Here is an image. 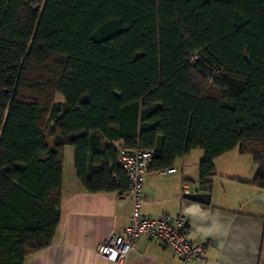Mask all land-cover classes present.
I'll use <instances>...</instances> for the list:
<instances>
[{
    "label": "trees",
    "instance_id": "1",
    "mask_svg": "<svg viewBox=\"0 0 264 264\" xmlns=\"http://www.w3.org/2000/svg\"><path fill=\"white\" fill-rule=\"evenodd\" d=\"M69 147L89 193H128L119 148L264 190V0H0V264L52 245Z\"/></svg>",
    "mask_w": 264,
    "mask_h": 264
},
{
    "label": "crops",
    "instance_id": "2",
    "mask_svg": "<svg viewBox=\"0 0 264 264\" xmlns=\"http://www.w3.org/2000/svg\"><path fill=\"white\" fill-rule=\"evenodd\" d=\"M240 155L235 150L216 159L209 188L199 182L201 150L177 160L176 174L149 172L143 183L142 215L184 216L188 236L203 247L205 261L186 263L144 239L124 264H264V190L253 185L258 172L253 159L255 167L247 173L240 167L244 160ZM197 192L209 194L210 204L184 198ZM60 202L61 218L52 245L26 256L24 264H118L102 258L97 248L129 224L133 198L128 193L87 192L77 178L71 147L65 151Z\"/></svg>",
    "mask_w": 264,
    "mask_h": 264
},
{
    "label": "built area",
    "instance_id": "3",
    "mask_svg": "<svg viewBox=\"0 0 264 264\" xmlns=\"http://www.w3.org/2000/svg\"><path fill=\"white\" fill-rule=\"evenodd\" d=\"M153 151H128L119 148L117 165L128 178V194L133 198L134 211L129 224L118 234L104 239L97 248L98 254L109 262L124 264L138 243L144 239L155 242L186 263L205 261L204 249L188 236L184 216L147 218L141 213L144 198L143 183L153 162ZM176 168L160 171L161 175L176 174ZM189 193V192H186Z\"/></svg>",
    "mask_w": 264,
    "mask_h": 264
},
{
    "label": "water",
    "instance_id": "4",
    "mask_svg": "<svg viewBox=\"0 0 264 264\" xmlns=\"http://www.w3.org/2000/svg\"><path fill=\"white\" fill-rule=\"evenodd\" d=\"M185 199L192 201V202H198L204 205L210 204V195L207 193H200L197 192L195 194H187L184 196Z\"/></svg>",
    "mask_w": 264,
    "mask_h": 264
},
{
    "label": "rangeland",
    "instance_id": "5",
    "mask_svg": "<svg viewBox=\"0 0 264 264\" xmlns=\"http://www.w3.org/2000/svg\"><path fill=\"white\" fill-rule=\"evenodd\" d=\"M238 154V153H237ZM241 156V155H240ZM244 160L240 162V167L245 171V172H250L252 171V168H254V163L252 161V156L245 154L242 156Z\"/></svg>",
    "mask_w": 264,
    "mask_h": 264
}]
</instances>
